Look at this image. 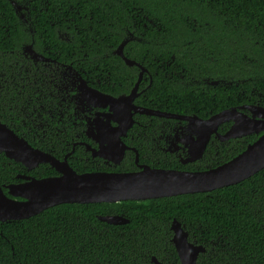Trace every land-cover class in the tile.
<instances>
[{
    "label": "trees",
    "instance_id": "1",
    "mask_svg": "<svg viewBox=\"0 0 264 264\" xmlns=\"http://www.w3.org/2000/svg\"><path fill=\"white\" fill-rule=\"evenodd\" d=\"M13 1L21 6L27 3L34 33L23 30L9 0H0V123L35 148L54 145L52 154L58 157L64 153L60 150L63 145L57 147V142L47 137H35L27 131L29 124H23L22 86L26 80L19 60L22 47L32 44V40L38 52L47 55L49 51L61 63H68L66 58L75 51V57L93 61V66H97H92L93 72L108 71L115 81L132 79L136 71L109 54L125 37L126 29H136L134 35L141 41L129 43L126 49L132 51L127 56L152 72L154 57L167 58L170 52L177 64L197 72V68H191L201 64L195 56L200 48L198 28L203 22H211L214 13L210 8L215 10L220 24L246 26L254 40L264 43V0ZM62 32L68 39L58 36ZM235 45H241L239 39ZM253 49L256 51V46ZM107 53L109 56L105 57ZM234 61L230 57L220 61L221 76L230 75L234 63L236 71L242 73L246 69L244 62ZM76 66L88 70L91 65L85 62ZM256 74L239 86H252L264 94V75ZM33 79L31 76L30 107L37 95ZM219 91L223 102L231 98L224 87ZM147 93L156 105L163 104L165 111L201 115L199 92L164 80L155 82ZM260 105L264 106V101ZM255 139L256 136L248 137L246 143L233 146L229 143L230 149L225 148L215 158L197 165L182 166L175 159L162 158H151L146 163L155 168L205 170V166L216 167L229 161ZM130 163L133 167L134 161ZM122 165V172L133 170L127 157ZM18 167L20 164L0 154V183ZM41 171L43 176L55 175L47 165ZM107 215H119L129 221L114 226L98 220V216ZM173 220L187 232L189 242L204 247L205 252L199 254L196 264H264V169L239 184L209 193L113 204H62L26 220L0 223V264H154L152 258L162 264H180L172 244Z\"/></svg>",
    "mask_w": 264,
    "mask_h": 264
},
{
    "label": "flooded vegetation",
    "instance_id": "2",
    "mask_svg": "<svg viewBox=\"0 0 264 264\" xmlns=\"http://www.w3.org/2000/svg\"><path fill=\"white\" fill-rule=\"evenodd\" d=\"M22 10L19 12L23 15L20 18L22 21L21 26L23 30L33 35L34 32L30 29L31 11L27 3L24 4ZM210 10L215 14L213 8H210ZM214 14L210 18L211 22H203L198 28L200 48L196 50L197 55L195 56L198 57L201 64L191 68H197V72H190V70L180 66L181 64H177L172 52L167 58L161 55L154 57L156 64L153 72L135 58L128 57V51H132L130 48L126 49L129 43L141 42L134 35L136 29L133 30L134 32H130L125 28V37L116 48L109 51V54L117 56L126 66L128 65L123 58L134 62L133 65L128 66L136 69L132 79L125 77L115 81L112 80L113 77L109 76L108 71L105 74L103 70L93 72L91 70L93 61L75 57V51L72 52L71 57L66 58L68 63H61L53 59L49 51L47 55L38 52L34 47V40H32V44L24 45L21 49L22 58L19 60L22 62V74H24L23 78L26 80L25 85L22 86V94H24V107L22 109L25 113L23 124H29L27 131L33 133L35 137L41 136L42 139L47 137L50 141L57 142V147L63 145L60 150L64 153L60 157L54 156L51 149L54 147L52 144L50 147H32L59 161L66 160L68 166L78 174L92 172L121 173L120 168H124L122 163L126 157L130 168L133 169L126 172L140 171L139 166H148L146 162L151 158H155V160L159 158L163 160L175 159L182 166L197 165L207 158H215L225 148L230 149V144L232 146L239 143L244 144L247 142L248 137L253 138L256 136L257 139L261 133L242 135L223 141L219 139V136L230 130L234 124V119L245 123L248 117L255 116V118H258L257 113L259 111L256 108H264L260 105L264 101L263 93L257 92L256 88L252 86H246L245 89L239 86V83L244 80L251 79L255 72H257L256 75H260L259 73L264 75V43L254 40L252 34L246 30V26L233 23L227 24L226 22L220 24L216 21L217 17ZM58 36L68 39L65 32L58 33ZM126 39L128 41L121 50L123 55L121 57L115 54V50ZM238 39L241 45L237 48L235 44ZM151 42L155 44L154 40ZM28 45H31V51L41 55L42 59L40 57L33 59L28 53H25L23 50ZM254 46H256V51L253 49ZM187 51L191 54L189 49ZM134 54L132 52V55ZM261 54L262 56H260ZM84 56L86 57V55ZM108 56V53L105 54V57ZM228 57L232 60L235 59L234 62L236 60L244 62L246 69L240 73V71H236L234 63L231 74L221 76L220 61ZM85 62H90L91 66L88 70H85L82 66L77 68L76 65L85 64ZM9 65L12 67V64ZM93 67L97 68L96 65ZM158 69H161V71H158ZM31 76L34 78L33 83L37 84L35 90L37 95L34 97L33 106L30 107L31 94H33V92L29 94V91L32 90L30 87ZM156 76H162V79H158ZM164 80L167 84L173 83L190 89L192 92L201 93V115L176 114L165 111L163 104L156 105L147 91L155 82ZM136 84L137 89L130 102L129 97ZM221 87L229 91L231 98L228 101L223 102V96L219 91ZM88 89L95 90L105 98L99 99V97L91 96L87 93ZM121 97L123 99L118 100ZM236 102L239 103L236 104ZM223 105L226 107L221 109ZM135 108L181 117H196L199 120H207L223 111H228V115L226 121L218 125L216 133L211 134L201 157L188 161V159H191L189 151L191 152L195 147L194 142L197 133H199V130L194 127L193 121L165 115L157 116L156 114L140 113L136 112ZM127 109H130V116L126 111ZM214 110L218 112L213 113ZM128 116L131 119L124 121ZM130 120H132V124H130ZM119 123L122 125L120 126ZM120 127L124 134L117 136L115 139V133ZM248 144L245 145V148ZM122 153L121 159L115 164L114 160ZM101 154L105 158L101 157ZM131 160L134 161L133 167L130 163ZM44 165L49 166L46 163H39L32 168H28L20 164L21 167L8 172L9 178L1 184L7 186L25 183L27 181L26 177L29 180L43 179L59 174L49 166L55 172V175L43 176L44 172L41 171V167ZM205 167L207 169L200 171L215 168V166ZM78 171H81V173ZM3 190L7 193L5 188ZM126 220L128 223L129 220ZM196 246L201 245L197 244Z\"/></svg>",
    "mask_w": 264,
    "mask_h": 264
},
{
    "label": "water",
    "instance_id": "3",
    "mask_svg": "<svg viewBox=\"0 0 264 264\" xmlns=\"http://www.w3.org/2000/svg\"><path fill=\"white\" fill-rule=\"evenodd\" d=\"M9 2L18 18H22L23 15L19 12L23 6L13 0H9ZM127 41V39L124 40L118 46L115 54L123 57L121 50ZM23 51L33 59L39 57L42 59L41 55L31 51V45L26 46ZM123 59L128 66L134 64L133 61ZM136 89L137 84L130 94V102ZM87 93L99 97V99L105 98L95 90L88 89ZM121 99L123 97L118 100ZM256 109L259 111L258 118L248 117L245 123L234 119L233 126L224 135L219 136V139L230 140L252 133H261V135L231 160L206 171L153 169L149 166H139L140 171L137 172L78 174L68 166L66 160L59 161L33 148L24 138L19 137L5 124L0 123V154H4L8 160L28 168L39 163H47L59 173L57 176L43 179L29 180L26 177L25 183L7 186L0 183V223L28 219L49 207L60 204H113L123 201H145L184 194L209 193L216 189L239 184L264 169V108ZM135 111L193 121L194 127L199 130V133H197L194 142L195 147L191 152L189 151L191 159L188 161L201 157L211 134L216 133L218 125L226 121L228 115V111H223L207 120H199L196 117L162 114L141 108H135ZM130 124H132V120H130ZM122 155L123 153L114 160L115 164L119 162ZM101 157L105 158L103 154ZM4 188L7 193L4 192ZM98 220L110 225L127 223L126 218L119 215L98 216ZM170 230L173 233L172 244L180 264H196L198 254L204 249L188 241L187 232L176 220L172 221ZM152 262L160 264L155 258H152Z\"/></svg>",
    "mask_w": 264,
    "mask_h": 264
},
{
    "label": "bare ground",
    "instance_id": "4",
    "mask_svg": "<svg viewBox=\"0 0 264 264\" xmlns=\"http://www.w3.org/2000/svg\"><path fill=\"white\" fill-rule=\"evenodd\" d=\"M120 56H121V55H120ZM126 111H127L128 115L130 116V115H131V112L129 113L130 109H127ZM129 116H128V117L126 118V120H124V121H129ZM120 129H121V127H120L119 129H117V131H116V133H115V136H114L115 138H117V136H119V135H123V134H124V132H122V129H121V130H120ZM119 131H120V132H119ZM116 159H117V157H116ZM16 163H17V162H16ZM46 164H47V163H46ZM71 204H78V203H71ZM90 204H93V203H90ZM95 204H98V203H95ZM60 205H62V204H60ZM55 206H58V205H55ZM55 206H52V207H55ZM52 207H49V208H52ZM49 208H47V209H49ZM47 209H45V210H47ZM45 210H43V211H45ZM43 211H42V212H43ZM42 212H41V213H42ZM39 214H40V213H39ZM39 214H38V215H39ZM35 216H36V215H35ZM32 217H34V216H32ZM29 218H31V217H29ZM29 218H28V219H29ZM22 220H26V219H22ZM17 221H20V220H17ZM11 222H12V221H11ZM195 246H196V245H195ZM200 247H202V248L204 249L203 246H200ZM203 252H205V249H204ZM203 252H200V253H203ZM200 253H199V254H200ZM199 254H198V256H199ZM160 264H162V263H160Z\"/></svg>",
    "mask_w": 264,
    "mask_h": 264
}]
</instances>
